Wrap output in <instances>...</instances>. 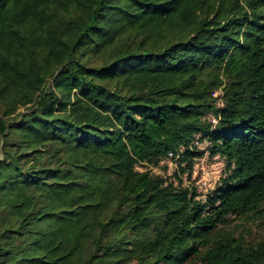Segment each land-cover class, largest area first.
Wrapping results in <instances>:
<instances>
[{
    "label": "trees",
    "instance_id": "trees-1",
    "mask_svg": "<svg viewBox=\"0 0 264 264\" xmlns=\"http://www.w3.org/2000/svg\"><path fill=\"white\" fill-rule=\"evenodd\" d=\"M0 264H264V0H0Z\"/></svg>",
    "mask_w": 264,
    "mask_h": 264
},
{
    "label": "rangeland",
    "instance_id": "rangeland-1",
    "mask_svg": "<svg viewBox=\"0 0 264 264\" xmlns=\"http://www.w3.org/2000/svg\"><path fill=\"white\" fill-rule=\"evenodd\" d=\"M220 90L217 91V94H220ZM218 104L222 106V102L218 101ZM206 142L201 143L199 146L201 150H206ZM139 171H151L155 175H160L164 177L168 185H172L174 188L182 183L183 187H188L190 189H196L200 194L199 198H203L212 190L219 180L226 174V161L221 156H211L207 153L204 157L196 160V164L191 174L185 173L181 174L179 172V167L177 162L172 161L171 159L163 160L158 166L151 165H140L137 166ZM241 221L235 219L230 225V232H240L243 230H251L252 232H258V228L253 225H244Z\"/></svg>",
    "mask_w": 264,
    "mask_h": 264
},
{
    "label": "built area",
    "instance_id": "built-area-1",
    "mask_svg": "<svg viewBox=\"0 0 264 264\" xmlns=\"http://www.w3.org/2000/svg\"><path fill=\"white\" fill-rule=\"evenodd\" d=\"M218 94L215 93V96H217ZM213 122H216V119H212ZM198 145H200L201 143H197ZM173 154H169V156L167 158H165L164 160H168V159H171L173 161ZM163 161V160H162Z\"/></svg>",
    "mask_w": 264,
    "mask_h": 264
}]
</instances>
